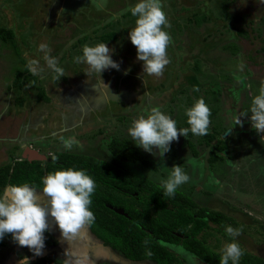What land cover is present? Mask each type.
<instances>
[{"label": "rangeland", "instance_id": "1", "mask_svg": "<svg viewBox=\"0 0 264 264\" xmlns=\"http://www.w3.org/2000/svg\"><path fill=\"white\" fill-rule=\"evenodd\" d=\"M138 2L0 0V164L5 160L6 146L18 144L15 136L21 131L22 122L43 113L35 128L17 135L25 146L48 155L55 150H67L61 137H74L80 143L68 151L84 152L113 163H117L115 156H119L121 162L124 159L132 162L136 172L146 177L153 175L157 181L166 180L171 167L180 165L190 179L178 189L193 197L199 206L223 212L236 221L225 225L211 222L213 229L207 241L213 250L222 254L223 246L232 242L225 232L226 226H232L242 229L235 238L241 248L261 256L264 254V140H256L263 134L259 136L250 123L252 100L259 94L261 84L244 75L251 78L255 70L260 71L249 56L251 50L264 45V18L252 20L264 4L261 0H162L171 24L165 29L172 40L167 49L170 63L162 76L144 74L142 79L143 62L137 60V50L129 39L137 19L129 8ZM10 29L16 34L14 42L7 34ZM100 43L113 49L112 59L120 64L119 71L107 69L101 76L86 63L77 62L84 46ZM41 44L47 46L48 55L59 60L57 64L63 75L48 67ZM259 51H264V47ZM30 61L36 62L37 74L30 73ZM128 69L131 71L125 75ZM19 74L24 77L21 87L15 84L20 80ZM77 79L79 84L84 83L97 92L92 94L88 90L91 97L74 100L73 90L76 95L83 94ZM64 83L75 87L65 88ZM39 88L50 99L44 100ZM200 98L211 109L210 131L214 129L220 134L227 127L231 129L227 137L222 134V146L228 145V149L220 162L208 163L206 157L213 147H205L206 135L196 136L190 131L187 138L180 136L178 142L171 144L164 160L158 153L154 156L145 152L131 140L128 129L133 121L146 117L152 108H159L174 119L178 129L190 128L186 111ZM242 113L249 117L241 127L235 120ZM115 140L127 144L121 155L109 148ZM189 141L197 147L199 144L198 156ZM130 149L139 151L155 168L132 158ZM56 232L53 235L59 236ZM10 240L3 239L4 245H0V264H18L24 256L34 257L32 252L24 253L26 250L22 252L12 242L7 243ZM81 240V245L77 243L81 256H75L71 263L86 264L79 260L86 253L93 256L96 264L114 263L109 258L111 249L104 252L101 243ZM56 250L54 247V254ZM177 254L183 258V264H197L192 255L185 256L180 249ZM10 255L17 257V261L4 263V258Z\"/></svg>", "mask_w": 264, "mask_h": 264}, {"label": "clouds", "instance_id": "2", "mask_svg": "<svg viewBox=\"0 0 264 264\" xmlns=\"http://www.w3.org/2000/svg\"><path fill=\"white\" fill-rule=\"evenodd\" d=\"M129 11L137 17L135 27L129 32V39L137 50V60L143 62L140 77L143 79L144 74L160 77L170 63L167 49L172 43L170 34L165 30L171 24L163 10L162 0H139ZM40 50L45 52L44 59L48 67L63 75L56 58L48 55L47 46L41 44ZM82 51L83 55L76 58L77 62L86 63L93 72L102 76L107 69L120 70V64L112 59L113 49L107 44L86 45ZM28 68L30 73L37 74L35 61H30ZM130 71L125 70L124 74ZM103 83L109 89L104 80ZM250 113L252 128L258 135L264 134V84L252 100ZM211 114L205 100L200 98L186 111L190 128L178 129L174 119L159 108H152L146 117L141 116L133 121L128 134L137 147L154 156L158 153V157L164 160L165 154L171 150V144L178 142L180 136L187 138L189 131L196 136L207 135ZM242 116L249 117L247 113H242L236 118V125L243 126ZM261 139H264V135H261ZM61 140L67 150L80 143L74 137H61ZM171 168L169 177L161 181L163 196L166 197H174L177 189L190 179L180 165ZM42 184L40 190L28 183L10 184L0 194V241L10 234L14 243L27 247L34 257L44 254L45 233L50 230V220L58 225L61 242L66 241L68 244L86 225L95 221L90 206L96 183L84 170L68 168L50 172L42 178ZM225 232L232 242L223 246L219 264H239L244 251L235 238L241 235L242 229L226 226ZM152 255L151 251L146 253L148 257ZM18 264H30V257H22Z\"/></svg>", "mask_w": 264, "mask_h": 264}, {"label": "trees", "instance_id": "3", "mask_svg": "<svg viewBox=\"0 0 264 264\" xmlns=\"http://www.w3.org/2000/svg\"><path fill=\"white\" fill-rule=\"evenodd\" d=\"M9 38L15 41V32L7 31ZM106 41L108 37L106 36ZM20 73V72H19ZM15 84L24 85L22 74ZM44 100L50 99L39 88ZM219 132L208 130L206 142L217 138ZM205 140V139H204ZM200 142V141H199ZM195 155H198L196 145L189 141ZM222 143L212 149L210 163L220 159L217 153L222 149ZM109 148L114 154L121 155L127 144L113 141ZM131 157L141 160L146 166L155 168L139 151L130 149ZM53 157H56L55 161ZM73 168L84 170L96 183L92 195L90 210L95 221L91 224L93 230L114 248L123 251L132 259H151L157 264H181V259L165 247L159 239L166 241H183L184 245L211 264H219L221 255L207 243L212 233L211 222L225 225L236 224V221L223 212L210 210L199 204L185 192L177 189L174 197L163 196L162 185L141 175L133 169L126 170L109 160L100 159L84 152L56 151L46 161H30L22 159L16 164L0 167V185H19L28 183L31 186L43 188L42 178L50 172ZM116 209L123 210V213ZM181 236H184L182 239ZM148 243L145 244L144 242ZM151 251V257L146 253ZM244 255L239 264H264V260L243 250ZM38 261L34 264H45ZM50 264H59L53 262ZM231 264V262H230Z\"/></svg>", "mask_w": 264, "mask_h": 264}, {"label": "flooded vegetation", "instance_id": "4", "mask_svg": "<svg viewBox=\"0 0 264 264\" xmlns=\"http://www.w3.org/2000/svg\"><path fill=\"white\" fill-rule=\"evenodd\" d=\"M262 4H264V3H262ZM261 10L259 11V14H258V16H255V17H252V20H255V21H257V20H260L261 18H264V6L263 7H261L260 8ZM263 39H264V37H263ZM264 47V45H260V46H258V47H256V48H254L253 50H251V52H252V55L251 56H249L252 60H250L251 61V63H254L253 65H255V66H257L258 68H260V71H258V70H255L254 71V74H252V75H250L251 76V78H249V77H247L246 75H244V77L246 78V79H251V80H255V81H257V82H259L261 85L262 84H264V72H261V67H263L264 68V51H259V50H261L262 48ZM242 66V65H241ZM247 68H248V66H247ZM240 70H241V68H240ZM239 70V71H240ZM34 75V74H33ZM251 83V82H250ZM77 86H78V84H77ZM250 86H251V84H250ZM82 88L81 90L83 91V92H86V95H87V97L89 96V97H91V95L93 94V92H97V90H92V89H89L88 87H86L87 89H85L84 87L85 86H83L82 87V85H80L79 86V88ZM87 90V91H84V90ZM88 90H91V93L88 91ZM68 94H71V93H68ZM10 95V94H9ZM71 95H73V99L74 100H78V101H80V99H84V100H86L87 99V97H86V95H84V94H79V95H76V94H71ZM11 96V95H10ZM253 96V95H252ZM70 97V96H69ZM36 116H40L39 118H37V119H35V117ZM58 115H56V117H57ZM43 117H44V115H43V113H40V115H39V113L38 114H34V116L33 117H30V118H28L24 123L22 122V124H21V126H22V129H21V133L19 132L18 134L21 136V134L22 135H24L25 134V132L28 130V129H32V128H35V126H36V123H38V122H41L42 121V119H43ZM52 117H54V116H52ZM22 121V120H21ZM56 122H58V120L56 121ZM35 125V126H34ZM44 127V126H43ZM48 127H50V129L51 128H53V127H51L50 126V122H49V126ZM242 127V126H241ZM228 128L229 127H227L225 130H224V132H226L227 130H228ZM209 131H210V129H209ZM211 132L212 133H215L214 132V129H213V131L211 130ZM224 132H222V133H220L221 134V137H219L218 135H220V134H217V138L216 139H214V140H212L211 141V145H208V143L205 141L204 142V144H205V147H208V146H211V147H213L214 149H216L215 148V146L219 143V144H224L223 142H224V140H223V138H222V134H224ZM17 134V135H18ZM15 136V138H16V140H15V142H17L18 144L16 145V146H6V149L4 150V157H5V160H4V162L2 163V164H0V167L1 166H4V165H7V164H11V165H14V164H16V162L17 161H19V160H22V159H27L26 157H25V152H26V150L28 149V150H32V151H36V152H38V153H40V154H42V155H45L44 154V152H42L41 150H36L35 148H33V147H30V146H25L24 145V142H21V140L18 138V136ZM191 136H193V135H191ZM252 136V135H251ZM26 138H29L28 136H26ZM29 139H33L32 137H30ZM29 139H28V141H29ZM11 140V139H10ZM43 140H46V139H43ZM31 142V141H30ZM29 142V143H30ZM34 142V141H33ZM35 143V142H34ZM31 145V144H30ZM16 147V148H15ZM198 147H199V144H198ZM197 146H196V148H198ZM227 147H228V145H227ZM222 148V149H219L218 151L219 152H221V153H219V157H220V159L218 160L219 162L222 160V159H224V152H226L227 151V149L228 148ZM212 148V149H213ZM212 149L211 150H209V154H210V156H211V151H212ZM56 151H61V150H55V151H53L52 153H49L48 155H45V159L44 160H40V161H46V160H49L53 155H54V152H56ZM63 151V150H62ZM65 151V150H64ZM198 155H199V153H198ZM198 155H195V156H198ZM28 156H29V154H28ZM210 156L209 157H206V158H208L207 159V161H208V163L210 162ZM35 160H39V159H33V160H30V161H35ZM132 163V162H131ZM214 163V162H213ZM116 164H118L119 165V162H117ZM133 164V163H132ZM131 164V165H132ZM210 164V163H209ZM121 168H125V166H120ZM131 169H133V170H135L134 169V167L132 166V167H130ZM150 168V167H149ZM139 170H140V168H139ZM136 171V170H135ZM147 178H149V179H151V180H153L154 182H156L157 184H159V185H161V181H157V179L156 178H151L150 176H147ZM8 185H10V184H8ZM8 185H4V186H1L0 185V193L1 192H3L2 190L6 187V186H8ZM34 187V186H33ZM35 188H37L38 190H40V189H42V188H40V187H36L35 186ZM195 200V199H194ZM196 201V200H195ZM197 202V201H196ZM57 231V232H56ZM54 232H56V233H58L59 234V236L58 235H53V233ZM60 235H61V231H60V229H59V227H58V225H56L55 223H53L51 220H50V230L48 231V232H46L45 233V236H46V241H45V248H44V254L42 255V256H39V257H32V258H30V260H31V264H34V263H36V262H38V261H45L46 263L45 264H50V263H53V262H57V263H59V264H73V263H71V262H74L75 260H73V258L75 257V256H81V254H80V252H78V246H77V243H79L80 245H81V242L83 241V240H81V239H91L92 241H94L95 242V244L96 245H98V244H100L101 246V248L102 249H104V252H107V250L108 249H111V253L112 254H110V256H109V258H110V260H112V258H113V262L114 263H112V262H106V263H103V264H157V262H155V261H153V260H151V259H148V258H146V259H132V258H130L129 256H127L123 251H121V250H119V249H117V248H114L110 243H108L105 239H103L102 237H100L94 230H93V228L91 227V225H86L85 226V232H81L74 240H72L69 244L66 242V241H64V242H61V238H60ZM49 236H52V237H49ZM51 238V239H50ZM181 238L183 239L184 238V236H181ZM4 239H11L10 241H8L7 243H10V242H12L15 246H18L16 243H14L13 242V240H12V237H11V235L9 234V235H6L5 236V238ZM78 240V241H77ZM207 240H208V238H207ZM159 241L165 246V247H167L169 250H171L173 253H175L180 259H181V264H183L184 263V260H183V258L181 257V256H179L178 254H177V252H178V250L180 249V250H182V252L185 254V256H186V254H189V255H192L194 258H196V260H197V264H211L210 262H208L207 260H205V259H203L202 257H200L198 254H196L195 252H193L192 250H190V249H188L185 245H184V243H183V241H180V242H178V241H166V240H163V239H159ZM4 241L2 240L1 241V243H0V245H4V243H3ZM86 242H88V241H86ZM207 243H208V241H207ZM51 244V245H50ZM209 244V243H208ZM210 245V244H209ZM92 246H93V244H92ZM211 246V245H210ZM215 246H218V244L217 245H215ZM20 247V246H19ZM54 247H57V250H56V254H54L53 253V248ZM97 247V246H96ZM21 248H23V247H21ZM82 248H86L85 247V245L82 247ZM17 250H19V249H17ZM25 250L26 251H24V253H26L27 251L29 252V249L27 248V247H25ZM73 250L75 251V252H73ZM68 251V254L66 255V252ZM101 252H103V251H101ZM218 252V251H217ZM249 252V251H248ZM219 253V252H218ZM251 253V252H250ZM17 254V253H16ZM92 254H93V252H92ZM105 254V253H104ZM220 254V253H219ZM94 256H95V254H93ZM108 255H109V253H108ZM221 255V254H220ZM255 255V254H254ZM255 256H258V257H260L261 259H263L264 260V254H262L261 256L260 255H255ZM11 258V256H8V257H5L4 258V263L5 262H10V259ZM62 258H64V259H62ZM93 256H90V254L89 253H86L84 256H83V258H79V260H81V259H83L82 261H83V263H85L86 262V264H90V262H93ZM96 258V257H95ZM94 258V259H95ZM109 258H107V259H109ZM185 258V257H184ZM85 261V262H84ZM93 264H96V262H93Z\"/></svg>", "mask_w": 264, "mask_h": 264}, {"label": "crops", "instance_id": "5", "mask_svg": "<svg viewBox=\"0 0 264 264\" xmlns=\"http://www.w3.org/2000/svg\"><path fill=\"white\" fill-rule=\"evenodd\" d=\"M56 23H57V22H56ZM58 62H59V60H57V63H58ZM57 66H58V64H57ZM76 77H77V76H76ZM78 78H79V77H78ZM80 78H82V77H80ZM80 82H82V81H80ZM250 82H251V81H250ZM77 84H78V85H81V84H79V80H78V79H77ZM64 86H65V88H74V87H75V86H69V87H68V86L65 85V83H64ZM83 86H84V83L82 84V87H83ZM84 88L87 89L86 86H85ZM69 90H70V89H69ZM72 90H73V89H71V91H72ZM83 90H84V89H83ZM74 91H75V90L72 91L73 94H75ZM84 91H87V90H84ZM82 92H83V91H82ZM70 93H71V92H70ZM78 93H79V92H78ZM85 93H86V92H83L84 95H86ZM80 94H82V93L80 92ZM242 117H243V116H242ZM245 118H246V117L241 118V120L243 121V123H245V122L248 121V120L245 119ZM241 132L244 133V130H241ZM263 135H264V134H263ZM250 136H251V135H250ZM259 136H260V135H259ZM252 137H253V135H252ZM256 140L258 141V140H264V139H261V136H260V139H259V137H257ZM115 157H118L117 160L115 159L116 162H118V161L121 162L120 160H122V159H120L119 156H115ZM123 159H124V158H123ZM123 161H124V162L119 163V165H120V166H125L124 169H126V170H130V169H131L130 167H132L131 163H130L128 160H126V159H124ZM130 165H131V166H130ZM147 169H148V172L151 171V169H149V168H147ZM152 171H153V170H152ZM148 176H149V175H148ZM152 176H153V175H150V177L153 179L154 177H152ZM251 214H252V213H250V215H251ZM81 232H85V227L81 230ZM81 232H80V233H81ZM15 248H17V249H21L22 252L25 250V247L21 248V247H19V246H16ZM10 256H11V255H10ZM12 259L15 260V261H17V257H13V256H11V258H10L9 260L11 261Z\"/></svg>", "mask_w": 264, "mask_h": 264}, {"label": "water", "instance_id": "6", "mask_svg": "<svg viewBox=\"0 0 264 264\" xmlns=\"http://www.w3.org/2000/svg\"><path fill=\"white\" fill-rule=\"evenodd\" d=\"M230 132H231V129H228L224 134H223V136L224 137H227L229 134H230ZM28 154H29V156H28ZM25 157L27 158V159H29V160H33V159H39V160H43V159H45V155H42V154H40V153H38V152H36V151H32V150H26V152H25ZM117 211H119V212H121V213H123V210H120V209H116Z\"/></svg>", "mask_w": 264, "mask_h": 264}]
</instances>
